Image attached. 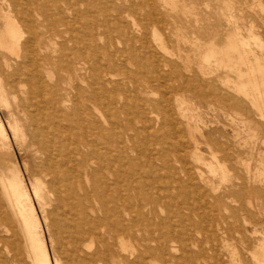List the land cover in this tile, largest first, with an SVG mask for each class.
Masks as SVG:
<instances>
[{
  "label": "bare ground",
  "instance_id": "1",
  "mask_svg": "<svg viewBox=\"0 0 264 264\" xmlns=\"http://www.w3.org/2000/svg\"><path fill=\"white\" fill-rule=\"evenodd\" d=\"M179 92L251 118V168L228 141L212 150V120L191 115ZM0 106L10 115L9 130L0 118V156L11 135L32 180L31 196L0 164V264H59L36 229L32 202L45 199L69 264H264V0H0ZM226 161L237 177L212 166ZM222 188L236 191L229 207L250 213L260 236L238 248L243 260L214 245L193 250L187 232L183 210L204 209L199 226L213 229L220 199L209 193ZM162 202L168 217L155 222ZM142 228L128 247L123 235ZM17 231L24 256L8 247Z\"/></svg>",
  "mask_w": 264,
  "mask_h": 264
},
{
  "label": "rangeland",
  "instance_id": "2",
  "mask_svg": "<svg viewBox=\"0 0 264 264\" xmlns=\"http://www.w3.org/2000/svg\"><path fill=\"white\" fill-rule=\"evenodd\" d=\"M188 38H190V36H188ZM173 40L174 39L166 38L167 45H172ZM171 42L172 44H170ZM183 48L185 49L188 48V45L184 44ZM165 91H166L165 87L153 88L152 93L149 94L150 99L152 100L154 98L153 101L154 100L157 101L161 97V94H163V92ZM178 95L185 100L186 106L189 108V113L191 115L194 114L195 118L198 113H202V114H206L207 120H212L209 123V126L207 127V129H204L206 136H208V143L212 147V150L218 151V149L224 148L225 142L228 141V143L232 144L235 150L239 152V156L241 157L242 164L238 166L244 167V166L249 165L251 168V166L254 164V160H252L253 158L251 159V133H252L251 118H249L248 120H245V119H242L244 118V115L243 117L236 115V118H234V120H231L230 117L226 116L225 113L219 110V105L215 103L210 104L204 101L203 99H200L199 96L191 92H179ZM157 112L159 111L157 110ZM0 118L5 124V127L7 128V130H9V127H8V120H10L9 110L6 107L4 108V106L3 107L0 106ZM244 122H246L245 123L246 125L244 124ZM236 131H237V135H236ZM186 137H187V140L189 141L187 134H186ZM197 138L200 140V137L198 135H197ZM7 147L5 151L6 159L4 156H0V164L3 167V173L6 175H10L11 173L10 169L19 171V176L21 177L23 184L25 185V187H27V189L29 190V193L32 196L31 177L23 165V162L21 160V157H20V154L17 148L16 141L11 137V135H9ZM258 147L260 149L264 148L263 145H258ZM188 150L190 152L194 150L193 146L190 143H189ZM208 150L209 148L207 145L205 144L201 145L200 153L205 158L206 164L201 163L200 168L206 174H210L209 167H208L210 165V161L208 159L209 158ZM220 154H221L220 152L215 153L218 159L220 158ZM171 157L172 158L174 157L173 154H170V158ZM254 159H255V155H254ZM212 166L216 167V169L218 170L220 166L225 167L231 175H234L236 177L239 174L238 167H233L232 162H229V161L213 163ZM7 169L9 170L7 171ZM4 170H6L7 173H5ZM160 173H161V176L163 177L166 175L165 170H161ZM215 173H216V176L212 175L213 179H215L216 182H219L220 180V178L218 177L219 171H216ZM232 180L237 181V179L235 178H233ZM205 190L209 192L208 188ZM235 192L236 191L224 192L222 188L219 191H217L216 194L209 193V195L212 194L213 196H217L220 199V202L214 203L213 211L209 215V217L213 220V229H211L210 227H205L206 225L199 226V223H201V220L203 219L202 214L203 212H205L204 209L201 208L198 212H189L188 210L182 211L184 215H189L190 220L194 222V224L189 226L187 230V232L190 233L191 235L190 241H192L193 250L197 249V244L199 243H202V245L205 248H208L209 245H214L217 247L220 253H224L228 251L234 252L235 253L234 256L238 258V260H243L247 258L246 257L247 255H245L246 252L245 251L241 252V250L238 248H240V246L241 247L251 246V250L254 249L253 246L255 247L256 246L255 244L258 243L255 241L258 238H260V236L251 235V232L254 228V222H253V218L251 217V214L248 212L246 214H243V212L235 213L231 210V208L228 205L231 202V200L235 198L234 197V195L236 194ZM209 195L206 197L207 201L212 202ZM243 196L246 197V193L241 192V197ZM45 200H46V203H42L43 201H41L38 204V201H35V200H33L32 202L33 208H34V214L38 222V225L36 228L37 232L40 236V239L42 240L43 246L45 250L47 251L52 263H54V258H57L59 264H69L66 259H63L60 256V254H58L59 243H58V238L56 235V230L53 224H51L50 222L51 221L50 217L46 216L47 211L51 210L53 206L52 205L53 202L48 201L47 199ZM190 200L193 201V196H191ZM181 201L182 199L180 197H177L175 199V202L177 203H180ZM231 204L234 205L233 202H231ZM158 206L160 208L158 211H156L155 214L153 215L149 214V217L153 219L155 222L159 221L162 218L168 217V210L167 208L164 207L163 202L161 204H158ZM228 221H229V224L227 223ZM216 224H218V227L215 226ZM146 234H147L146 229L142 228L140 232H137V233L134 232L131 234L128 233L126 235H123L124 237L123 241H125L128 247L130 246L132 248H137L139 243L142 242V239L145 238ZM17 235H18L17 239L15 238L12 244H10L11 247L10 246L8 247L11 253H13L17 249V251H19V253H21L22 256H24L23 247H22L23 246L22 237L19 233ZM158 235H159V231H156L155 237H157ZM3 236H5L4 233L0 232V238ZM102 237H106V236L105 235L103 236L102 234ZM94 242L93 244H95ZM165 243L167 246L174 244V246H176L177 249L179 247V243L177 242H172L171 244L170 238H167ZM235 249L237 250L234 251ZM120 258H122V256H120ZM148 259L149 261L151 260V262H156V259H151L149 256L147 257L146 260Z\"/></svg>",
  "mask_w": 264,
  "mask_h": 264
}]
</instances>
